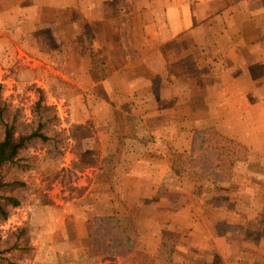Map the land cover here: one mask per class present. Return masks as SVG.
<instances>
[{
    "label": "rangeland",
    "instance_id": "374dc122",
    "mask_svg": "<svg viewBox=\"0 0 264 264\" xmlns=\"http://www.w3.org/2000/svg\"><path fill=\"white\" fill-rule=\"evenodd\" d=\"M10 1L0 0V100L24 129L42 99L55 111L63 144L57 157L39 146L25 152L31 164L24 171L0 169L5 182L23 184L3 190L19 204L0 220V264H224L211 252L194 251L200 242L198 235L188 239L182 208L209 188L204 178L214 169L208 156L217 157L221 172L232 169L231 144L198 132L194 148L175 153L172 166L140 164L138 156L150 154L138 144L144 140L145 124L137 118L142 104L134 108L119 95L104 101L101 83L89 87L110 73L102 68V54L90 55L91 69L75 70L89 66L82 37L75 44L66 25L54 29L55 14ZM70 42L79 45L72 52ZM108 104L117 117H107ZM107 126L115 132L112 150L98 145ZM88 138L98 142L93 150L84 148ZM231 173L220 186H234V168Z\"/></svg>",
    "mask_w": 264,
    "mask_h": 264
},
{
    "label": "crops",
    "instance_id": "0c3cea01",
    "mask_svg": "<svg viewBox=\"0 0 264 264\" xmlns=\"http://www.w3.org/2000/svg\"><path fill=\"white\" fill-rule=\"evenodd\" d=\"M10 3L39 5L55 14V30L66 25L75 44L82 37L89 66L75 70L91 69L92 59L102 54V68L110 73L89 87L101 83L104 101L142 104L137 118L145 124L144 140L138 144L150 154L138 156L140 164L172 166L175 153L194 148L198 132L231 144L229 171L219 170L216 156L207 157L216 174L205 176L209 188H200L197 199L183 206L184 227L189 240L198 235L196 252H211L224 264H264V0ZM75 44L70 42L71 52ZM107 107V117H117L112 105ZM103 133L106 140L98 145L112 150L113 128ZM96 143L88 138L84 148L93 150ZM212 147L223 145L213 142ZM233 168L234 186H220Z\"/></svg>",
    "mask_w": 264,
    "mask_h": 264
},
{
    "label": "trees",
    "instance_id": "16d2710c",
    "mask_svg": "<svg viewBox=\"0 0 264 264\" xmlns=\"http://www.w3.org/2000/svg\"><path fill=\"white\" fill-rule=\"evenodd\" d=\"M32 113V122L24 129H19L14 110L0 100V169L6 166L23 171L28 169L31 163L25 152L37 146L46 148L50 157L61 154L62 133L55 130L59 120L54 109L43 105L41 99L34 104ZM22 185L17 178L5 182L0 172V220L7 218L8 207L14 208L19 204L14 197L6 196L3 190Z\"/></svg>",
    "mask_w": 264,
    "mask_h": 264
}]
</instances>
